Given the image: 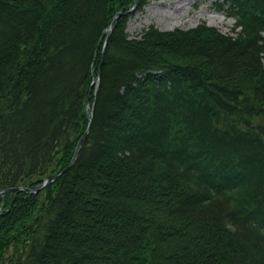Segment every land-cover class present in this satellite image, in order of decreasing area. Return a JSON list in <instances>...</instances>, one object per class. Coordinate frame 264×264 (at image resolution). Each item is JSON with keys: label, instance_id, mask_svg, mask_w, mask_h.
I'll use <instances>...</instances> for the list:
<instances>
[{"label": "trees", "instance_id": "trees-1", "mask_svg": "<svg viewBox=\"0 0 264 264\" xmlns=\"http://www.w3.org/2000/svg\"><path fill=\"white\" fill-rule=\"evenodd\" d=\"M136 0H0V264H264V0L126 32ZM149 0H140L141 11Z\"/></svg>", "mask_w": 264, "mask_h": 264}, {"label": "rangeland", "instance_id": "rangeland-1", "mask_svg": "<svg viewBox=\"0 0 264 264\" xmlns=\"http://www.w3.org/2000/svg\"><path fill=\"white\" fill-rule=\"evenodd\" d=\"M227 10L224 0H149L141 11L129 16L126 32L129 38H134L150 25L160 30H173L206 23L228 34L235 20L227 15Z\"/></svg>", "mask_w": 264, "mask_h": 264}, {"label": "water", "instance_id": "water-1", "mask_svg": "<svg viewBox=\"0 0 264 264\" xmlns=\"http://www.w3.org/2000/svg\"><path fill=\"white\" fill-rule=\"evenodd\" d=\"M139 3H140V0H136L135 3L133 4V6L128 9V10H121L119 12H117L108 22L107 24V27H106V38H105V41H104V44H103V48H102V53H101V60H100V64L98 65V69H97V76L96 78L90 83V86H89V89H88V95H87V98H86V101H85V107H84V112H85V115L88 119V126L85 130V132L82 134V136L80 137V139L78 140L77 144H76V147L74 149V152H73V155L71 157V160L70 162L68 163V165L63 168L61 171L57 172L56 174L46 178L43 180L42 184L37 187L36 189H33L32 191L33 192H39L40 190L44 189L46 186H48L49 184H51L52 182H54L55 180H57L63 173H65L69 168L70 166L73 164L81 146H82V143L85 139V136L89 130V125H90V120H91V117H90V113L91 111L89 110V98H90V92L93 88V86L95 85L96 88L98 86V81H99V76H100V70H101V64H102V61H103V56H104V53H105V46L107 44V40H108V37H109V34H110V31H111V27H112V23L114 20L120 18L121 16H124V15H128L129 13H132L134 12L137 7L139 6ZM14 190H28V187H23V186H18V187H8V188H4V189H1L0 190V196H3L5 195L6 193H9V192H12Z\"/></svg>", "mask_w": 264, "mask_h": 264}, {"label": "built area", "instance_id": "built-area-1", "mask_svg": "<svg viewBox=\"0 0 264 264\" xmlns=\"http://www.w3.org/2000/svg\"><path fill=\"white\" fill-rule=\"evenodd\" d=\"M228 34L234 35V33H233V32H231V33H228ZM262 61H263V66H264V59H263Z\"/></svg>", "mask_w": 264, "mask_h": 264}, {"label": "bare ground", "instance_id": "bare-ground-1", "mask_svg": "<svg viewBox=\"0 0 264 264\" xmlns=\"http://www.w3.org/2000/svg\"><path fill=\"white\" fill-rule=\"evenodd\" d=\"M220 18V17H219Z\"/></svg>", "mask_w": 264, "mask_h": 264}]
</instances>
